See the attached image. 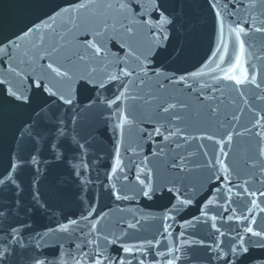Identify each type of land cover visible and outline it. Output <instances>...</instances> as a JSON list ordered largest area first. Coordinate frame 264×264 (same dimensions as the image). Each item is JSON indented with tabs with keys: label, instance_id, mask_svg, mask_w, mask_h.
<instances>
[{
	"label": "water",
	"instance_id": "obj_1",
	"mask_svg": "<svg viewBox=\"0 0 264 264\" xmlns=\"http://www.w3.org/2000/svg\"><path fill=\"white\" fill-rule=\"evenodd\" d=\"M67 2L0 0V38L39 23L37 32L20 41L22 50H13L12 60L5 62L7 68L0 69V78L22 81L27 86L25 76H31L33 70L39 73L40 64L46 68L50 62L69 69L73 75L93 67L117 73L125 68L136 69L137 63L144 61V54L149 57L144 61L148 75L143 82L135 74L127 77L123 88L120 82L113 86L105 78V97L124 93L118 107L81 111L76 123L68 125L70 134H78L90 145L91 190L95 194L93 208L99 219V232L89 234L90 223L80 219L86 205L81 208L73 201L50 196L54 183L67 181V172L59 168L50 172L47 179L39 178L42 196L49 200L51 208L29 221L31 235L25 233V242L75 218L78 226L69 225L70 232L66 234L56 233L43 250L50 253L51 246L60 244L70 257H76L81 255L76 245L83 244L89 235L101 244L105 236L108 240L123 241L126 247L146 245L155 238L173 247L172 234L161 236L163 228L168 227L175 234V247L192 242L191 264H217L214 258L210 260L213 253L200 245L201 240L207 244L215 240L227 246L237 229L244 235L245 223L255 230H264V196L259 195L264 192V33H256L253 27L264 25V6L254 0L255 9L237 5V12H231L221 0L216 8L221 18L214 28L209 8L211 0H189L187 17L182 16L168 31L161 29L168 38L165 41L141 24V17L153 22L149 19L153 0H80L86 7L80 8L78 3L70 14L40 22L55 6ZM242 2L247 5L248 0ZM172 6L171 2L165 3L169 10ZM245 22L247 34L242 33L237 40L236 27ZM46 24L51 28L46 29ZM165 44L167 50L153 61L151 57L157 46L163 49ZM35 46H55V51L51 55L41 51L43 60L37 59L34 65L26 66L23 61L29 52L35 51ZM96 47L101 48L99 55L94 51ZM221 56L225 58L223 61ZM237 56L240 58L236 59ZM27 58L31 61L30 56ZM153 68L159 76L152 74ZM226 73L242 80L247 74V80L243 85H236L223 79ZM251 75L258 77L261 87L249 82ZM62 90L74 93L75 81L65 84ZM87 95L82 93L81 99ZM164 108L169 110L165 112ZM117 162L119 167L112 173L110 169L117 167ZM106 174L111 179L106 181ZM140 180H146L145 191L149 185L156 186L154 198L141 194ZM228 181L237 185L243 194H238L237 187H232L229 193ZM246 182L247 188L257 195L244 192ZM217 183L222 189L223 203L218 201L220 193L214 187ZM164 186L161 195L160 187ZM210 186L213 187L209 197L212 205L204 216L203 209L197 205ZM167 188L172 191L168 192ZM193 188L199 191L192 196V206L181 205V198L192 195ZM109 189L127 199L117 200L109 195ZM170 197L181 209L174 215L168 210ZM253 199L258 201L257 205L250 203ZM225 207L230 209L228 213L223 212ZM213 215L215 220L211 219ZM228 215L233 216L232 221L227 220ZM193 216L201 222L190 227L185 221ZM247 216L251 219L244 221L242 218ZM128 223L136 227L128 229ZM212 223L226 235L221 237L215 233L210 228ZM80 229L84 230L83 235ZM182 230L186 232L183 240L179 236ZM61 236L64 238L58 240ZM108 247L115 254L120 244ZM84 250L91 252L92 245L88 244ZM176 255L182 253L177 251ZM67 264H73V259L68 258Z\"/></svg>",
	"mask_w": 264,
	"mask_h": 264
},
{
	"label": "snow or ice",
	"instance_id": "obj_2",
	"mask_svg": "<svg viewBox=\"0 0 264 264\" xmlns=\"http://www.w3.org/2000/svg\"><path fill=\"white\" fill-rule=\"evenodd\" d=\"M166 2H171L173 5L171 10L165 7ZM219 2L221 0H211L209 3L214 28L217 19L221 18V13L216 11ZM78 3L80 8L86 7L80 3V0H68L67 3L55 6L40 22L55 20L57 16L64 13L70 14ZM222 3L231 12H237V5L249 10L257 7L254 0H248L247 5L242 0H222ZM259 3L264 6V0H259ZM188 5L189 0H153V9L149 13V19L153 22L149 23L148 20L141 17V24L145 25L151 34H158L162 40L166 41L168 38L163 36L161 29L168 31L169 28H173L180 22L182 16L187 17L186 8ZM76 10L79 11V9ZM229 18L231 19L230 15ZM236 23L240 25L239 20ZM247 27L246 22L244 25L236 27L237 40H240L242 33L247 34ZM253 27L256 33H264V25H253ZM45 28L50 29L51 25L46 24ZM38 30L39 23L34 22L9 37L0 38V69L7 68L8 65L5 62L12 60L13 50H22L20 41ZM240 48L243 52V41ZM166 50L167 44L163 49L157 46L156 52L152 54V60L154 61L162 51ZM41 51L51 55L55 51V46H51V48L35 46V51L29 52L25 57L23 61L25 65L32 66L37 59L43 60V57L40 56ZM94 51L99 55L101 48L96 47ZM28 56L31 57V61L28 60ZM238 58L240 57L237 56L236 59ZM148 59V55L144 54V61ZM220 59L223 61L225 58L221 56ZM144 61H139L136 69L125 68L117 73H111L103 69L98 71L96 67H93L90 71L86 68L78 75H73L67 68L62 69L59 66H54L51 62L47 63L46 68L41 63L39 73L33 70L31 76H25L27 86L22 81L7 77L0 78V264H67L68 258L73 259V264H85V261L87 264H146V258L147 264H191L192 242L182 243L179 247H175V234L170 233L168 227L163 228L161 236L172 234L173 247H169L163 239L156 240L155 238L149 240L146 245L141 243L126 247L123 241L108 240L105 236L104 243L101 244L89 235L83 244L76 245L81 253L76 257H70L69 253L62 250L60 244L51 246L50 253L43 250L48 239L56 233L66 234L70 232L69 225L78 226V221L75 218L56 229L48 228L44 233H38L25 242V233L29 232L31 235L32 225L29 221L37 214L48 213L51 208L49 200L42 196L39 178L47 179L50 172L59 168H63L67 172V181H62L58 185L54 183L50 196L73 201L81 208L86 205V210L81 213L80 219L90 223L89 234L99 232V219L93 208L95 194L91 190V160L88 159L90 145L84 143L83 138L78 134H70L68 125L76 123L81 111L94 112L105 107L108 109H112L113 106L118 107L120 96L124 93L121 92L120 95L112 98L105 97L104 91L107 90L105 78L113 86L116 82H120L121 88L125 87L126 78L134 74L143 82L144 77L148 75L147 65ZM152 74L160 75L155 68L152 69ZM223 79L233 81L236 85H243L247 80V74L245 80L228 73L224 75ZM73 80L76 84V91L74 93L63 91V86ZM249 82L257 88L261 87L256 75H251ZM82 93H88L86 99H81ZM168 110L169 108H164L165 112ZM100 114L102 115L103 112L100 111ZM156 131L159 132V129ZM118 167L119 162H117V167L110 169L111 172L115 173ZM86 172L89 174L86 175ZM27 177H31V179L28 180ZM105 179L107 181L111 177L106 174ZM209 180H211V176ZM139 183L141 184L140 192L145 198L156 196V186L149 185V190L145 191L146 180H140ZM228 184L229 193H231L232 187H237L238 194H243L232 181H228ZM165 187H160L161 195H163ZM214 187L220 193L218 201L223 203L220 183ZM166 190L172 191L171 188ZM108 191L109 195H114L117 200L127 199V196L122 197L121 194L113 193L111 189ZM184 191L187 193L188 189ZM197 191L199 189L193 188L192 195H184L180 204L192 206L194 203L192 196ZM212 192L213 187L210 186L207 193L199 199L197 206L203 209L204 216L207 215L212 205V200L209 199ZM244 192H248L252 196L258 194L247 188V182ZM259 195L264 196V192ZM228 199L231 201L230 195ZM250 203L257 205L258 201L253 199ZM168 210L172 211L173 215L181 210L180 205H177L171 197ZM229 211L230 209L226 207L223 209L225 213ZM211 219L215 220L216 215H213ZM242 219L246 221L251 219V216ZM93 220L96 222L92 223ZM227 220L232 221L233 216L228 215ZM199 222L201 220H198L196 216L185 221L190 227H194ZM136 223L138 224L139 221ZM254 223L255 221H253ZM135 227L136 224L133 223L127 225L128 229ZM210 228L221 237L226 235L215 223L210 224ZM80 231L83 235L84 230L80 229ZM243 231L244 235H240V230L237 229L236 235L231 237V242L227 246L223 243H216L215 240L212 244H207L204 240L199 243L206 250L212 251L213 256L210 257V260L214 258L217 264H264V230H255L254 227L245 223ZM185 235V231L179 232L181 240ZM63 238L62 236L57 237L58 240ZM115 243H119L120 248L115 254H112L108 246ZM88 244L92 245L91 252L84 250ZM153 247H155V251H153ZM185 249H189V251H185ZM177 251L182 255L177 256Z\"/></svg>",
	"mask_w": 264,
	"mask_h": 264
}]
</instances>
